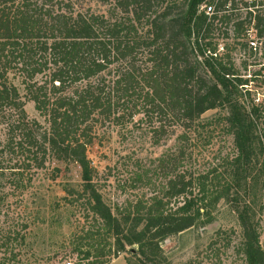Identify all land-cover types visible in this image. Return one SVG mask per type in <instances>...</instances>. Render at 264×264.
I'll return each mask as SVG.
<instances>
[{"label": "trees", "instance_id": "1", "mask_svg": "<svg viewBox=\"0 0 264 264\" xmlns=\"http://www.w3.org/2000/svg\"><path fill=\"white\" fill-rule=\"evenodd\" d=\"M95 1L107 12H94L91 0H0V129L5 138L0 169L18 191L51 159L78 165L82 189L77 198L85 199L115 240L116 257L138 246L144 262L171 264L163 242L209 219L235 179L249 178L264 152V101L246 105L251 92L242 87L249 81L238 73L230 44L219 53L220 41L230 39V26L243 50L253 51L247 35L252 28L264 49V1L255 12L242 10L248 7L244 0ZM214 3L213 16L200 12ZM13 78L21 80L26 100L45 124L30 118ZM218 109L225 115L216 123L202 122ZM126 117L146 122L156 144L177 135L179 147L177 154L160 160L164 177L153 195L118 217L96 186L88 151L98 123L120 125ZM211 125L233 138L236 153L225 158L222 171H181L193 140ZM150 180L146 185L153 184ZM237 212L242 236L233 249L236 256L241 264H264L260 222L247 205ZM93 232H86L90 250L81 252L80 260L111 264L102 260L106 253L97 249ZM230 238V232L218 230L206 253L218 259L222 249H231Z\"/></svg>", "mask_w": 264, "mask_h": 264}, {"label": "rangeland", "instance_id": "2", "mask_svg": "<svg viewBox=\"0 0 264 264\" xmlns=\"http://www.w3.org/2000/svg\"><path fill=\"white\" fill-rule=\"evenodd\" d=\"M89 5L94 12H107V7L95 0ZM233 36L231 28L230 39L220 41L221 45L230 44V55L238 73L249 81L242 87L251 92L245 97L246 105H252L254 101L261 104L264 101V49L255 31L252 38L259 44L257 52L243 50L236 45ZM12 81L26 101L30 118L45 124L35 104L26 100L21 80L13 78ZM223 115L225 112L220 109L210 111L203 116L202 122L214 124ZM135 123L129 117L120 125L101 121L95 128V141L88 151L96 186L105 204L118 217L139 199L153 195L154 188L164 177L160 160L178 153L177 135L164 136L156 144L148 124L139 122V117ZM201 137L193 140L181 171L187 168L192 173L213 168L224 170L225 158L236 153L233 138L216 125L209 126ZM4 140L0 129V147ZM4 166L0 160V168ZM248 174L249 178L245 174L235 179L230 194L222 199L209 219L163 242L162 248L171 264H188L191 260L195 264H241L233 249L242 236L237 208L244 209L246 205L261 224L264 247V152L253 162ZM139 176L145 180L140 182ZM149 179L152 185H146ZM81 189V169L74 163L51 159L47 168L38 172L25 190L18 191L13 189L7 174L0 169V264H63L67 258L74 257L83 262L80 259L84 256L80 253L90 250L88 243L91 240L85 239L87 231L97 232L94 241L97 249L106 253L103 261L149 264L138 255V246H129L126 252L116 257L115 240L102 230V223L93 217L85 199L77 198L76 193ZM220 229L230 232L232 246L230 250L222 249L217 259L210 252L206 253V249ZM89 261L94 262L95 258Z\"/></svg>", "mask_w": 264, "mask_h": 264}, {"label": "built area", "instance_id": "3", "mask_svg": "<svg viewBox=\"0 0 264 264\" xmlns=\"http://www.w3.org/2000/svg\"><path fill=\"white\" fill-rule=\"evenodd\" d=\"M247 4H248V7L245 8V9H242V10H249L251 12H255V10L259 9L260 8V3L263 2L264 0H244ZM217 2V1H216ZM242 7V6H241ZM215 9H216V6H215V3L214 4H211V5H204L201 7L200 9V12L201 11H205V13L208 15V16H213L215 14ZM232 28V26H230V28L227 30L229 35H230V29ZM254 29L252 28L251 30H248L247 31V35L249 36L250 38V48L253 49V51L257 52L260 47H259V44L258 42L252 38V34L254 33ZM256 32V31H255ZM257 36V35H256ZM225 51V47L223 45L220 46V51L219 53H223ZM85 264L84 262H81L77 259V257H74V259L72 258H67V260H65L63 262V264Z\"/></svg>", "mask_w": 264, "mask_h": 264}, {"label": "crops", "instance_id": "4", "mask_svg": "<svg viewBox=\"0 0 264 264\" xmlns=\"http://www.w3.org/2000/svg\"><path fill=\"white\" fill-rule=\"evenodd\" d=\"M117 261V260H116ZM115 262V261H114ZM114 262H112V263H114Z\"/></svg>", "mask_w": 264, "mask_h": 264}]
</instances>
